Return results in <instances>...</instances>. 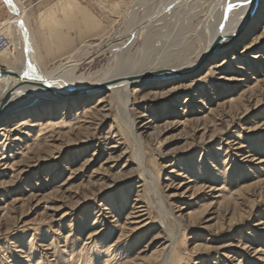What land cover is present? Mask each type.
Listing matches in <instances>:
<instances>
[{
	"label": "rangeland",
	"instance_id": "374dc122",
	"mask_svg": "<svg viewBox=\"0 0 264 264\" xmlns=\"http://www.w3.org/2000/svg\"><path fill=\"white\" fill-rule=\"evenodd\" d=\"M182 1L119 50L122 60L195 59L205 11L228 15L241 0ZM18 2L40 67L51 70L128 34L164 0ZM8 15L0 0V23ZM257 18L197 75L132 95L140 144L123 128L122 100L104 91L29 126L14 119L0 139V264H159L168 251L176 264H264V4ZM4 49L0 63L13 67ZM110 57L75 74L97 78L115 66ZM136 157L151 184L141 183Z\"/></svg>",
	"mask_w": 264,
	"mask_h": 264
},
{
	"label": "bare ground",
	"instance_id": "6f19581e",
	"mask_svg": "<svg viewBox=\"0 0 264 264\" xmlns=\"http://www.w3.org/2000/svg\"><path fill=\"white\" fill-rule=\"evenodd\" d=\"M2 2L7 7L9 14V19L3 23H0V30L4 32L6 38V46L4 47L5 51L3 50L2 53L8 56H15V59L13 67L8 66L9 64H5L7 62H5L4 64H0L7 65L12 70L15 69V71L18 72L19 76H24V78L27 80L40 81L43 83L46 82L51 86L52 89L61 93L58 96L45 91L43 92V90L38 89L35 86H32L30 84L28 86L24 79L12 78V81L8 86V90H12L15 95L8 100L4 111L1 113L0 118V139L3 138V143L8 140L6 133L14 132V130L12 129L16 126V122L20 120L17 119L16 121H13L14 119L21 118V120H25V125L28 124V120L31 119V121H33V118L47 117V119H49L50 117H53L60 108L64 110V114L65 111L67 109L69 110L70 107H77V105L85 103L86 101H88V99H91L94 96L96 97L97 94H100L104 91V93L107 92V95H110V97H112L114 101L117 102L122 100V105L124 107L122 115L125 120L122 121L123 128L132 140L136 141L137 144H140L142 139L140 135L135 132L134 122L132 119H130V115L128 114V107H130L129 103H131L130 101L132 95L136 93V91H140L138 90L139 88L146 85L152 87L161 86L167 83L175 82L176 80H186L192 76L197 75L200 69L204 67L201 66L199 62L203 60L207 51L215 46L216 41L219 40V43L214 56L210 61L217 60L220 55H224L226 50V42L230 40L229 38L234 37L237 39V37L240 38L248 33V30L250 29L249 25L253 24V22L258 19L257 17L260 16L262 11V4H264V0H241L231 8L232 10H228L230 11L228 15L223 14V11L221 10V12L218 11V8L217 13L220 12L221 14L219 13L215 16L213 15V13L211 14V11L215 9H211L208 11L206 10L205 12L207 14H205L206 16L204 15L206 18L204 20H201L203 22L201 23L204 24L203 31L200 34L201 37H203V39L201 40L202 45L200 46L195 59L193 60L189 59L187 61H179V59L169 60V58L160 57V59H157L158 63L153 62L152 66L150 64L146 65L145 67H139V64H129L126 61H123V53L118 52L119 50L123 49L129 51L131 45L135 42V40L140 35H143V31L149 29L157 30L158 27L155 25L157 23L159 24V21H164L168 16L173 15V13L178 8L182 7L180 6L181 3L179 2V0H168V2L164 0L161 6H159L156 10L154 9L155 11L153 13L144 15V18L140 25L131 26L129 31L127 30L128 34H116L113 40L110 42H99L100 44L98 45H90V48H94L96 50L95 54H87L88 56L84 57L79 55L80 50H78L77 53L72 55V57H69V59L64 62V64L61 63L51 70H42L39 63L38 51L36 49L34 41V34H32L29 21L25 18L21 5L19 4L18 0H2ZM229 5L231 4L229 3ZM250 14H252V16H250ZM200 27H202V25ZM127 42H129L128 48L127 46L125 47ZM107 53L112 57L113 61L116 62L114 67H110L107 65V67L104 68L102 73H100L97 78H92L89 76L83 77L75 74L79 66L85 65L89 63L93 58L102 56V54ZM231 58L232 61L236 60L234 57ZM146 74L161 77L144 81L142 77L146 76ZM3 85L4 81L1 80L0 100L3 96ZM88 88L92 89L91 93L80 94L81 92H75L77 90L79 91L80 89L87 90ZM73 89H75V91L70 92ZM93 93L94 95H92ZM2 121L4 122L2 123ZM3 143H1L0 141V145H2ZM134 162L137 164L139 177L140 179L142 178V180H140L141 183L143 185L151 184L147 181V178H152L151 172L145 169L142 163V159L140 157H136ZM137 212H139V214H142L143 211L139 210ZM164 230H166L167 232V227ZM29 250L31 249H27V251ZM167 250L173 251L171 250L170 246L167 247ZM172 256L173 255L168 251L164 258H161L162 260L159 264H176L175 256Z\"/></svg>",
	"mask_w": 264,
	"mask_h": 264
},
{
	"label": "water",
	"instance_id": "95a60500",
	"mask_svg": "<svg viewBox=\"0 0 264 264\" xmlns=\"http://www.w3.org/2000/svg\"><path fill=\"white\" fill-rule=\"evenodd\" d=\"M250 16H252V14H250ZM219 40L216 41L215 46H213L212 48H210L207 53L205 54L204 58L202 61L199 62V64L201 66H204L206 63L210 62V60L212 59V57L214 56V53L217 49ZM161 76L156 77V75H148L146 74V76L142 77L144 81L146 80H152V79H156V78H160ZM12 78H19V79H24V81H26V84L29 86H35L38 89L43 90V92H48L50 94H54V95H58L61 94L60 92L55 91L54 89L51 88L50 85H48L46 82H40V81H33V80H27L24 78V76H19L18 72L14 70H12L10 67H8L7 65H3L0 64V81L3 80L4 81V85H3V89H2V98L0 100V118H1V113L4 111L6 104L8 102V100L13 97L15 95V93L12 90H8V86L12 81ZM75 91V89L71 90L70 92ZM75 92H81L80 94H88L92 92L91 88L86 89H80L79 91H75Z\"/></svg>",
	"mask_w": 264,
	"mask_h": 264
},
{
	"label": "built area",
	"instance_id": "2783aa9c",
	"mask_svg": "<svg viewBox=\"0 0 264 264\" xmlns=\"http://www.w3.org/2000/svg\"><path fill=\"white\" fill-rule=\"evenodd\" d=\"M6 46V38L4 35L0 34V51Z\"/></svg>",
	"mask_w": 264,
	"mask_h": 264
}]
</instances>
